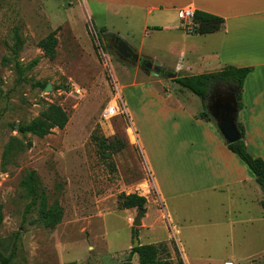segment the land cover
<instances>
[{
	"label": "rangeland",
	"instance_id": "1",
	"mask_svg": "<svg viewBox=\"0 0 264 264\" xmlns=\"http://www.w3.org/2000/svg\"><path fill=\"white\" fill-rule=\"evenodd\" d=\"M175 15L148 14L121 0H0V253L8 254L19 232L20 250L12 264H138L137 255H130L137 210L119 208L121 193L145 196L151 227L148 239L141 237L139 243H156L161 258L175 263L183 252L187 264H223L225 259L245 263L246 249H235L231 239L207 236L201 228L174 236L153 184V132L168 127L153 89L179 99L184 111L196 117L203 111L201 99L173 79L147 74L120 60L102 40L104 29L166 69L175 63L186 67L194 59L188 46L203 45L199 40L205 37L157 29L181 25ZM54 30L56 54L49 59L37 43ZM213 60L198 62L196 73L218 67ZM49 104L67 112L63 129L44 137L19 132L20 125L38 117ZM109 104H116L118 112L105 119L103 110ZM252 129L247 136L260 140L264 154V113ZM101 138L114 148L100 147ZM31 170L39 177L46 205L58 201L63 209L54 228L39 223V202L25 212L31 198L20 181ZM176 208L179 215L189 210ZM144 227H136L138 238Z\"/></svg>",
	"mask_w": 264,
	"mask_h": 264
},
{
	"label": "crops",
	"instance_id": "2",
	"mask_svg": "<svg viewBox=\"0 0 264 264\" xmlns=\"http://www.w3.org/2000/svg\"><path fill=\"white\" fill-rule=\"evenodd\" d=\"M121 1L148 14L154 11L173 12L176 18L175 12L178 17L180 9L190 8L223 19L217 31L207 34L188 32L179 17L181 25L174 23L161 26V31H182L186 35L205 37L204 40H199L204 42L203 45L199 44L198 47L192 43L188 46L187 51L194 59L188 60L186 67L179 63L166 66L176 72L177 76L198 74L197 63L208 59H214L218 67L205 70L204 73L218 71L225 66L251 67L252 71L243 82V106L237 119L240 123L242 119L245 120L244 138L248 152L253 157L264 160L260 140L256 137L250 140L247 136V133H252L254 124L264 113V0ZM202 46L208 48L205 53H202ZM137 51L143 53L142 50ZM180 54L185 58L186 51L181 50ZM147 91L144 89L146 94ZM144 92L141 91L140 94L143 95ZM152 94L164 109L161 119H165L168 124V127L153 132L152 147L149 150L152 178L162 211L169 219L172 234L175 236L186 230L196 232L195 229L201 228L207 236L231 239L235 249H246L248 256L244 264H259L261 260L263 264L264 195L254 175L226 147L211 122L196 117L195 112L190 113L191 115L185 112L186 107L179 99L164 97L155 89ZM168 99L173 102L171 105ZM156 122L161 124L158 119ZM181 206L189 210L179 215L176 207ZM155 213L161 211L155 209ZM141 221L145 227L138 240L141 237L147 240L151 227L148 210ZM182 259L187 264L183 252ZM225 261L239 264L236 259Z\"/></svg>",
	"mask_w": 264,
	"mask_h": 264
},
{
	"label": "trees",
	"instance_id": "3",
	"mask_svg": "<svg viewBox=\"0 0 264 264\" xmlns=\"http://www.w3.org/2000/svg\"><path fill=\"white\" fill-rule=\"evenodd\" d=\"M223 19L200 10L194 11L192 33L207 34L217 31ZM157 29H161L157 27ZM105 32L104 29L101 30ZM56 30L50 32L46 37L41 39L37 46L44 52V55L49 59H54L57 45ZM37 59L33 60L29 67L37 63ZM21 71V67L18 66ZM252 71L251 67H234L225 66L221 70L201 73L197 75H178L173 82L180 87L189 90L191 93L199 97L203 104V111L199 114V118L207 121H213L209 113L205 110L206 104L210 98L220 92L232 93L237 96V115L242 108V86L246 76ZM44 87V84H40ZM69 116L67 112L59 105L49 104L35 119L30 122L20 125L18 130L22 134H33L38 137H44L51 133L53 129H63ZM237 128L240 133V140L226 144V147L234 153L254 175L257 184L260 186L264 195V160L259 157H253L247 150L244 141V127L237 119ZM100 147L114 148V144L101 138ZM39 177L34 170L28 171L20 181V187L27 197L31 198L27 204L25 212H30L31 209L40 203L39 206V223L46 228H54L57 226L63 217V209L58 201H54L51 205H46L44 194L39 187ZM146 198L138 193L118 195V206L120 209L135 208L142 213L146 212ZM264 205V202H263ZM2 222V213L0 210V224ZM132 235L137 236L138 230L132 228ZM20 250V233L14 236L10 250L7 255L0 253V264H12ZM130 255H137L138 264H184L181 258H177L174 263L171 260L160 257V246L156 244H140L137 247L131 248ZM131 260V259H130ZM65 264H77L76 262H67ZM120 264H131L130 262H122Z\"/></svg>",
	"mask_w": 264,
	"mask_h": 264
},
{
	"label": "water",
	"instance_id": "4",
	"mask_svg": "<svg viewBox=\"0 0 264 264\" xmlns=\"http://www.w3.org/2000/svg\"><path fill=\"white\" fill-rule=\"evenodd\" d=\"M103 42L107 40L109 44L114 45V54L122 61L132 65H138L144 72L154 76H162L167 79H175L176 72L168 70L158 62L151 58L140 55L138 51L131 46L125 39L116 33L105 31L102 35ZM111 49V47H109ZM45 90H50V86L46 85ZM237 96L235 94H215L205 106V110L212 118L217 131L226 144L234 143L240 140V133L237 128ZM142 212L137 211L133 219L132 226H141ZM139 245L137 236L133 238L132 248Z\"/></svg>",
	"mask_w": 264,
	"mask_h": 264
},
{
	"label": "built area",
	"instance_id": "5",
	"mask_svg": "<svg viewBox=\"0 0 264 264\" xmlns=\"http://www.w3.org/2000/svg\"><path fill=\"white\" fill-rule=\"evenodd\" d=\"M178 17H179L180 20L183 21L184 28L188 32H192L193 28H194V26L192 24L193 17H194V11L192 9H190V8L180 9L178 11ZM117 112H118V106L116 104H109L103 110V117L105 119H108V118L114 116ZM224 264H234V263L232 261H225Z\"/></svg>",
	"mask_w": 264,
	"mask_h": 264
},
{
	"label": "flooded vegetation",
	"instance_id": "6",
	"mask_svg": "<svg viewBox=\"0 0 264 264\" xmlns=\"http://www.w3.org/2000/svg\"><path fill=\"white\" fill-rule=\"evenodd\" d=\"M103 43L109 50H111L112 52L114 51V45L113 44H109V42L107 40H105ZM109 47H111V49ZM217 94H229V93L220 92V93H217ZM230 94H232V93H230Z\"/></svg>",
	"mask_w": 264,
	"mask_h": 264
}]
</instances>
